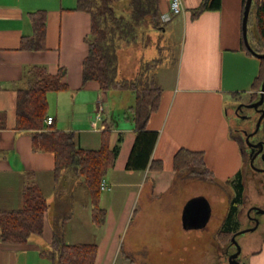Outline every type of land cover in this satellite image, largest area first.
<instances>
[{
    "label": "crops",
    "instance_id": "obj_1",
    "mask_svg": "<svg viewBox=\"0 0 264 264\" xmlns=\"http://www.w3.org/2000/svg\"><path fill=\"white\" fill-rule=\"evenodd\" d=\"M202 1L182 0L183 16L166 23L168 26L172 23L173 26L165 27L164 32L172 37L178 35L181 42L177 72L174 78L164 73L157 74L163 92L160 107L152 114L147 128V132L157 133L158 136L154 147H151L147 168L128 170L126 165L125 171L113 176L110 172L115 171V165L108 173L109 180L106 177L107 185L120 188L121 194H125L123 188L132 187L133 176L138 174H143L147 181L150 173L159 175L170 168L177 173L174 170V157L181 149L204 152L205 165L213 173L214 179L236 182L243 172L242 150L232 134L230 108L226 105L232 102V108L235 109L240 106L238 103L251 102L256 93L253 84L260 74L261 60L248 54L242 46L243 0H222L220 10L205 12L194 20L192 10ZM160 2L164 20L172 14V0ZM76 7L77 0H0V210L22 209L28 173L34 174L37 185L50 204L45 215L43 236L32 238L23 245L0 241V264H55L48 254L55 227H61L63 222L67 244L98 245L96 264H117L119 261L121 264H132L118 240L112 237L105 242L103 238L97 237L96 232L94 241H84L85 231L81 228L85 218L87 221L90 219L96 229L101 228L93 222L90 193L89 202L85 204L80 199L83 195H80L76 185L70 188L67 182L66 185L61 181L57 184L54 155L34 150L31 132L15 128L19 91L26 88L23 78L27 69L39 66L47 69L51 75L64 70L66 75L63 82L67 89L47 95L48 116L53 118L57 129L76 132L78 145L94 150L101 147L102 133L108 130L111 133L110 146L119 145L120 154L129 137L130 158L136 141L133 124L126 120L130 125H110L103 119L104 105L110 97L108 92L102 91L97 82L83 83V62L89 51L86 39L91 31V16L85 11L76 10ZM37 11H44L47 15L45 49L23 50V38L34 35L31 14ZM119 72L121 74L120 63ZM133 78L135 76L121 77L128 80ZM69 101L75 105L85 102L91 109V115L82 121L74 113L67 126L62 121L61 110L71 104H68ZM100 109L102 121L99 124L104 129L95 130L92 124ZM115 114L116 111H112L113 117ZM235 125L237 128L240 126L236 121ZM245 125L242 124V127L245 128ZM92 134H100L97 143L92 139ZM153 160L162 161L161 171L150 169ZM70 183H73L71 178L68 185ZM53 195L58 196L59 201H53ZM193 198L206 201L201 193H195ZM104 201L101 195V207ZM135 205L136 201L132 200L125 208V221L136 216L138 209H135ZM185 205L187 207L190 203ZM77 206L82 210L80 214L74 210ZM102 208L107 212L106 223L102 226L105 227L110 212L106 207ZM123 209H120L122 213L116 219L123 218ZM209 210L213 212V205L209 206ZM77 219L80 224L75 225ZM71 224L75 225L76 230L69 234ZM219 231L216 232L217 239ZM247 264H264V243L259 252L252 251L249 254Z\"/></svg>",
    "mask_w": 264,
    "mask_h": 264
},
{
    "label": "trees",
    "instance_id": "obj_2",
    "mask_svg": "<svg viewBox=\"0 0 264 264\" xmlns=\"http://www.w3.org/2000/svg\"><path fill=\"white\" fill-rule=\"evenodd\" d=\"M118 1L121 0H77L76 10L85 11L91 16V31L86 39L89 51L83 62V83L94 81L99 84L102 91L130 92L134 95V104L124 112L125 119L133 124L136 134L127 169L143 170L148 166L151 149L158 137L157 133L147 132V128L152 114L160 107L163 90L157 80L156 72L162 61L155 58L142 62L135 78L120 79L119 52L143 41L141 29L145 26L160 30L165 28L166 22L163 20L160 0H130L131 12L128 16L118 14L115 10L113 5ZM246 2L247 0H243V16ZM221 5L222 0H203L192 10V19L196 20L208 11H218ZM252 12L255 14L256 43L250 42V44L254 51L264 53V0H253L250 14ZM31 21L34 35L31 38H23L22 49L44 50L46 12L32 13ZM242 46L248 54L253 55L246 47L244 37ZM65 75L64 70L57 75H51L47 69L39 66L27 69L23 78L26 88L19 91L15 128L31 132L34 150L54 155V176L57 184L66 173H73L78 178L82 177L91 196L93 222L97 227H102L107 220V212L100 205L102 186L109 171L116 165L120 146L111 148V133L105 130L102 133L99 149H85L78 145L76 132L57 129L54 120L51 125L46 124L45 121L49 117L47 95L49 92L67 89V85L63 82ZM263 80L264 59H261L260 74L253 84L256 93L253 94L250 103L260 99ZM261 108L264 109V102ZM237 140L243 151L244 141L242 140L241 143V140ZM121 141L122 138L119 142ZM242 155L244 160V151ZM150 169L161 171L162 161L153 160ZM174 170L178 174L189 173L193 177L207 181L214 179L213 173L205 165V154L201 151L179 150L174 157ZM241 178L242 174H239L236 181L237 196L231 203L224 227L218 232V239L224 246L230 244L235 235L232 227L234 217L237 205L244 198ZM49 205L48 199L35 181L34 174L28 173L22 209L0 210V241L4 244L23 245L29 243L32 238H41ZM98 250L96 243L67 244L64 239L63 222L61 227H55L51 251L48 255L52 256L55 264H96Z\"/></svg>",
    "mask_w": 264,
    "mask_h": 264
},
{
    "label": "rangeland",
    "instance_id": "obj_3",
    "mask_svg": "<svg viewBox=\"0 0 264 264\" xmlns=\"http://www.w3.org/2000/svg\"><path fill=\"white\" fill-rule=\"evenodd\" d=\"M113 7L121 15L128 16L131 12L130 0L118 1ZM182 16V14L174 16L172 18L173 22ZM254 25L255 14L252 12L249 17L248 38L253 44L256 43ZM167 26L166 24L165 27ZM171 26H173L172 23L169 24L168 28ZM141 35H143V41L139 42L138 45L124 48L119 52L121 69L119 78L136 77L142 61H149L156 57L162 61L156 76L159 73H164L169 75L170 78H174L181 52V42H179L178 35L175 37L168 36L164 29L154 30L148 26L141 29ZM108 94L110 97H108L109 101L104 105L105 113L103 119H106L110 125H115L116 123H120L122 126L130 125L124 117L123 110L134 104V95L130 92H111ZM69 103L71 104L65 110H61L62 121H65L67 126L74 113L82 121H85L91 115V109L88 108L85 102H81L78 105H75L73 101H69ZM254 103L242 102L245 105L243 112L255 115L257 112L252 107ZM242 104L238 103L237 105ZM233 106L232 102H227L226 107L230 108L229 117L231 119L232 134L241 140V143L242 140L246 143L243 142L242 144L245 161L241 178L244 186V198L237 205V212L232 227L235 234L233 237L236 238L241 248V254L237 261L240 264H247L249 254L252 251L259 252L264 243V159L262 155H259L254 160V164L251 165V147L244 140V134L238 130V128H242V120L235 118L236 114L234 113L235 109L232 108ZM112 111H116L114 117L112 116ZM235 121L240 125L238 128L235 125ZM256 124L257 122L252 123L253 132L256 129ZM91 136L94 142L97 143L100 134H92ZM263 140L264 126L261 125L258 132L253 135L251 142L257 144ZM130 145L131 139L129 140L128 137L117 160L116 169L112 173L110 172V175L116 176L125 171L124 167H126L129 160ZM70 178L73 179V183L68 185ZM107 179H105V182ZM61 182H64L65 185L67 182V186L70 188L76 185L80 195H83L80 197L81 201L85 204L89 202V190L84 184L82 177L78 178L73 173H66ZM236 183L230 180L221 181L217 178L213 179V181H207L193 177L189 173H174L171 168L159 175L150 173V178L147 181L143 174H138L136 177L133 176L132 187L123 188L125 194L119 193L120 188L110 186V184L107 185L106 183L107 188L102 192V198H105L102 207L109 209L110 218L108 223L105 227L96 229L90 223V219L87 221L85 218L81 228L85 231V236H83L85 238L83 239L85 242L94 241L93 239L97 232V237L103 238L105 242L110 237L113 240H118L120 248L121 246L123 247L132 264H230L231 257L237 252V246L232 241L224 246L216 238V232L222 229L226 223L231 202L237 196ZM195 193L203 194V197L206 198L207 206L211 207L213 205L214 210L209 213L207 223L203 227L186 228L184 224V213L187 208L185 203L196 202L197 199L193 198ZM56 199L59 201L58 196L53 195L52 200ZM132 200L136 201L135 209H138V212L136 216L125 221L124 217H126L127 213H124L127 206L132 203ZM123 207V218L121 217L122 219L120 220L116 219L121 215L120 209ZM74 210L79 214L82 211L79 210L78 206ZM257 222L258 227L255 230H251ZM78 223L80 224V221L77 219L75 225ZM75 225L71 224L69 226V234L74 231ZM69 238L71 239L70 235ZM117 264H121V261Z\"/></svg>",
    "mask_w": 264,
    "mask_h": 264
},
{
    "label": "water",
    "instance_id": "obj_4",
    "mask_svg": "<svg viewBox=\"0 0 264 264\" xmlns=\"http://www.w3.org/2000/svg\"><path fill=\"white\" fill-rule=\"evenodd\" d=\"M252 5H253V0H247L245 10H244L243 22H242L243 37H244V41H245V44H246V47L248 48V50L250 52H252V54L255 57H257L259 59H264V53H258L256 51H254V49L252 48V46L250 44L249 38H248V21H249ZM263 102H264V80H263V83H262V86L260 89V99L258 101H256L254 103V105L252 106L256 110V112L260 114V116L257 120L256 129L254 132H252L246 138V141L248 142V144L251 147V152H250L251 165L254 164V160L259 155H262V157L264 159V141L257 143V144L250 141V137L258 132V130L260 129L262 122L264 120V109L261 108V106L263 105ZM243 106H245V105H243ZM201 199L202 198H198L196 202H193L189 206H187L185 213H184V224H185L186 228H201L204 226V224L207 223L210 210H209V206H207L206 201L203 202V200H201ZM194 207L196 208L195 212L199 214V216L196 218L197 223H199V224L192 226L188 223V218H187L188 215L187 214H189V210H191V209L193 210ZM257 227H258V222L256 223L255 227H253L251 230H255ZM251 230H248V231H251ZM232 242L234 244H236L237 252L231 257L230 264H240L237 261V258L241 254V248L238 245L235 237L232 238Z\"/></svg>",
    "mask_w": 264,
    "mask_h": 264
},
{
    "label": "flooded vegetation",
    "instance_id": "obj_5",
    "mask_svg": "<svg viewBox=\"0 0 264 264\" xmlns=\"http://www.w3.org/2000/svg\"><path fill=\"white\" fill-rule=\"evenodd\" d=\"M244 104L238 106L237 108H235L234 110V113L236 114V117L235 118H240L242 120L241 122V126L242 124H246L244 127L245 128H238V130L244 134L245 136V140L247 138V136H249L253 130H252V123H256L260 114L259 113H256L255 115H251L250 113L246 112L244 113L243 112V106ZM239 125V123H238ZM239 127V126H238ZM249 127V128H248ZM253 136L250 137V141L252 139ZM251 151V150H250ZM198 209V208H197ZM196 208L194 207L193 210H189V214L188 215V223L192 226L196 225L197 224V220L196 218L199 216L198 213L195 212Z\"/></svg>",
    "mask_w": 264,
    "mask_h": 264
},
{
    "label": "built area",
    "instance_id": "obj_6",
    "mask_svg": "<svg viewBox=\"0 0 264 264\" xmlns=\"http://www.w3.org/2000/svg\"><path fill=\"white\" fill-rule=\"evenodd\" d=\"M171 10H172L173 16L166 17L164 19L165 22L171 21L172 17L180 15V14H182L184 12V6H183L182 0H172V2H171ZM101 121H102V109L99 110V112L97 113V116H96V120L92 124V126H93V128L95 130L104 129V127L100 126V124H99V122H101ZM45 122H46L47 125H51L52 122H53V118L52 117H48ZM106 188H107L106 182L104 181L103 182V186H102V190H105Z\"/></svg>",
    "mask_w": 264,
    "mask_h": 264
}]
</instances>
